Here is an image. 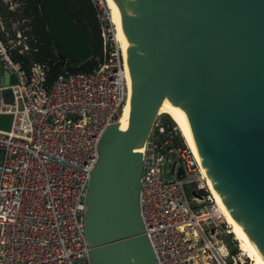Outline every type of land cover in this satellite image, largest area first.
Returning a JSON list of instances; mask_svg holds the SVG:
<instances>
[{"label":"water","instance_id":"obj_1","mask_svg":"<svg viewBox=\"0 0 264 264\" xmlns=\"http://www.w3.org/2000/svg\"><path fill=\"white\" fill-rule=\"evenodd\" d=\"M39 1L61 55L90 60L92 47L65 2ZM112 2L129 64L130 115L125 129L117 122L104 130L90 171V264H158L140 214L144 162L136 147L148 134L146 106L161 104L175 112L221 201L264 261V0ZM15 82L0 65V85ZM10 122L0 117L1 128Z\"/></svg>","mask_w":264,"mask_h":264},{"label":"built area","instance_id":"obj_2","mask_svg":"<svg viewBox=\"0 0 264 264\" xmlns=\"http://www.w3.org/2000/svg\"><path fill=\"white\" fill-rule=\"evenodd\" d=\"M92 2L103 58L91 71L70 72L56 48L61 72L48 84V62L30 59L26 70L11 52L28 45L0 37V65L16 78L0 85V117H11L8 129L0 126V264H90V171L104 130L119 122L131 94L111 9ZM142 156L140 214L158 264H253L229 247L200 161L169 115L155 119Z\"/></svg>","mask_w":264,"mask_h":264},{"label":"trees","instance_id":"obj_3","mask_svg":"<svg viewBox=\"0 0 264 264\" xmlns=\"http://www.w3.org/2000/svg\"><path fill=\"white\" fill-rule=\"evenodd\" d=\"M63 1L67 6L70 16L84 31L93 51L90 60L78 67L68 66V70L70 72L91 71L97 66L98 62L102 61L103 58L102 39L100 36V26L97 19L96 7L92 0ZM39 6V0H23V7L19 16L20 20L23 22L21 28H27V35H23L26 39L24 43L28 45L29 50L27 52H20L19 48H16L12 50L11 57L13 60L21 62L26 70H28L30 59L34 61L48 62L50 68L47 73V83L51 84L61 72V68L56 63L55 42L47 28L46 21L40 12ZM8 14L10 16L15 15V13L11 11L8 12ZM0 37L3 41H6L1 30Z\"/></svg>","mask_w":264,"mask_h":264},{"label":"bare ground","instance_id":"obj_4","mask_svg":"<svg viewBox=\"0 0 264 264\" xmlns=\"http://www.w3.org/2000/svg\"><path fill=\"white\" fill-rule=\"evenodd\" d=\"M106 1L108 3L109 8L111 9L112 19H113L114 23L117 25L118 38H119L120 43H121L123 54L125 56L126 66L128 68V72H129V76H130L129 64H128V59H127L124 37H123V32H122L120 20H119L117 11L115 9V6H114L112 0H106ZM80 60L82 63L87 61V59H80ZM161 113H165V114L169 115L176 122V124L178 125V128H179L182 136L184 137L185 141L187 142V144L189 146H191V144H190V142H189V140H188V138H187V136H186L175 112H173L171 109L164 106L163 104L157 105V106H150V105L146 106V127H147L148 133L150 132L151 127H152L155 119ZM129 115H130V102H128L124 106L123 111L120 115L119 124H120L121 129H125L127 127ZM147 136H148V134H147ZM146 141H147V137L136 147L137 152H139L141 154L144 152L145 146H146ZM201 167H202V165H201ZM202 171L204 172V174L206 176L207 188H208L209 192L212 194V196L214 197V199L216 200V202L219 206V209L221 210V212L223 213V215L225 217L226 222H228V224L231 226L232 232L235 233V240H237L239 242L240 250L252 259L253 264H264V261L262 260L259 252L254 248L253 244L250 242V240L248 239L247 235L242 230V228H240V226L238 225V223L234 219L229 208L221 201L220 196L218 195L217 191L215 190V188L211 184V182H210L207 174L205 173V170L203 169V167H202Z\"/></svg>","mask_w":264,"mask_h":264},{"label":"rangeland","instance_id":"obj_5","mask_svg":"<svg viewBox=\"0 0 264 264\" xmlns=\"http://www.w3.org/2000/svg\"><path fill=\"white\" fill-rule=\"evenodd\" d=\"M0 7V30L6 38L5 42L13 41L19 43V46H21L26 40L23 34L27 35V28H21L23 22L20 20L19 16L23 7V0H0ZM10 11L14 12L15 15L10 16L8 14ZM67 64L70 67H78L83 63L80 59H68ZM169 164L170 161L167 162L166 168H168ZM224 227L227 230L225 237L229 247L242 256L247 257V255L240 250L239 242L235 240V233L232 232V228L228 222H226Z\"/></svg>","mask_w":264,"mask_h":264}]
</instances>
